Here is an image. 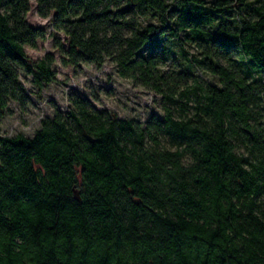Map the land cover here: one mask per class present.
Here are the masks:
<instances>
[{"label":"trees","instance_id":"trees-1","mask_svg":"<svg viewBox=\"0 0 264 264\" xmlns=\"http://www.w3.org/2000/svg\"><path fill=\"white\" fill-rule=\"evenodd\" d=\"M52 6L69 33L56 39L64 65L102 67L101 52L118 51L116 71L159 93L163 115L141 123L77 98L33 136L0 137V264H264V0H41L37 11ZM28 7L0 0V111L31 102L21 71L40 90L55 79L51 54L35 62L22 48L47 37Z\"/></svg>","mask_w":264,"mask_h":264},{"label":"clouds","instance_id":"clouds-1","mask_svg":"<svg viewBox=\"0 0 264 264\" xmlns=\"http://www.w3.org/2000/svg\"><path fill=\"white\" fill-rule=\"evenodd\" d=\"M41 0H27L28 8L25 12L22 13L23 18L25 20H29L33 24H40V25H49L50 22L53 19V13L56 12V7L52 6L50 7V10L47 12L46 15H41L40 12L36 11L37 6L40 5ZM113 10L115 11V7H113ZM128 19H131V17H128ZM146 17H141L140 21L141 23L146 21ZM152 23H158L157 20H152ZM51 32H58L59 35L62 38H69V33L65 31L63 28H50ZM92 34L86 33L84 36V39L87 40L89 36ZM103 36V34H101ZM113 35L112 31H108L106 34V38H111ZM125 39H131L134 38V33L131 31H126L123 33ZM51 41L52 36L49 35L46 40L40 41L39 38L37 40V47H33L28 43L22 44V48L25 51V54L29 57H31L33 60H35L37 57H43L44 53L47 51L57 52L58 49L51 47ZM66 42V40H65ZM43 43L45 46L43 48L39 47V44ZM124 48H127V44L124 45ZM193 54L194 52L202 51L201 49H196L195 45L192 46ZM118 55V51H113L111 54L108 52H101L102 56V68L97 69L95 66V63H87L84 61H80L82 64L84 72H81L79 76L71 75V69L73 68L72 64H69L65 66L59 56L52 61V63L59 68L62 69V73L57 74V79L59 81H65L66 77L63 73H68L70 76V79L67 80L70 84H80L81 87H84V82L88 80V75L85 74L89 73L92 76H100V79H107L106 76L101 75V72H112L113 73V80L117 83L118 92L121 94H130L135 95L139 98L140 101H145L149 104L152 103V96L156 95L159 96V93H155L152 91V89L144 86L143 84H139L134 86V80L135 77L133 76H121L118 71H116L118 65L120 64L119 59H113V57ZM202 59V57H200ZM156 68L159 69L160 72L168 71V65H156ZM139 76V73L136 74ZM25 73L22 71L17 75V80L20 81L21 84L24 85L25 88H32L33 85L29 83L31 77L29 76L28 79H25ZM209 78L211 76L209 75ZM221 87L223 85H220ZM63 92H66L67 89H63ZM145 93H151L148 95H145ZM58 97L60 96V93H57ZM178 98V97H177ZM122 101L123 104H126L128 108H132L134 106V103L130 101L129 99H125L123 95L120 96H107L104 93L99 94V99H93V103L98 108H103L106 105L110 110H115L118 115L124 116H135L139 112L144 111L143 109H137L136 113L128 111V109L121 106L120 103L117 101ZM43 103V102H42ZM62 104H68L70 101L68 100L67 96H64L61 99ZM45 108L48 109V111L51 113L54 111L53 109L49 108L48 105H44ZM8 107L16 108V111L11 115H5L3 119H0V137H15L18 134L22 133L24 136H33L35 131L41 127L39 121L43 118V113L37 112L36 109L32 108L31 105H28L27 107L30 109L32 113H35L34 115H30L29 112L22 111L17 107V102L15 100L9 99L8 104L5 105V109ZM243 155H247L246 152H243V149L240 150Z\"/></svg>","mask_w":264,"mask_h":264},{"label":"rangeland","instance_id":"rangeland-1","mask_svg":"<svg viewBox=\"0 0 264 264\" xmlns=\"http://www.w3.org/2000/svg\"><path fill=\"white\" fill-rule=\"evenodd\" d=\"M37 11V9H36ZM245 11V10H244ZM233 13V12H232ZM233 16V15H232ZM231 18V17H230ZM53 20V19H52ZM29 21V20H28ZM29 23L33 27H39V28H44L47 30V37L49 35L52 36V41H51V47L57 48L56 47V39L60 38L63 42H65L66 38H62L58 32H51L50 28L53 27V21L50 22L49 25H40V24H33L29 21ZM46 37V39H47ZM44 39V40H46ZM41 40V41H44ZM67 44V42H65ZM45 45L43 43L39 44V47L43 48ZM58 49V48H57ZM47 54H51L55 59L57 56H59L61 60V54L60 51L58 50L57 52H52V51H47L44 53V56L37 57L35 60L31 59L35 62L40 61L41 59L45 58ZM62 62V61H61ZM169 67V64H167ZM66 66V65H65ZM97 69H101L102 67H98L95 65ZM52 68L55 70V79L46 87L43 89H39L38 86L33 82L32 76L29 83L33 85L32 88H27V91L29 93V96L31 98V102L29 105H31L32 108L36 109L37 112L43 113V118L39 121L41 125V121L44 118L51 117L53 116L54 112L57 109H60L63 112H67L71 107H72V99H86L89 101L91 106L97 107L93 103V99H99V94L102 92L107 96H120L123 95L125 99H129L134 103V106L132 108H128L126 104H123L122 101L118 100L117 102L121 104L122 107L128 109V111L136 113L137 109H143L144 111L139 112L135 116H121L118 115L120 118H127V119H135L140 121L141 123H145L147 120H149L153 115L157 117H162L163 115V110L161 108V102H160V97L153 95L152 96V103L149 104L145 101H140L138 97L135 95H130V94H121L118 92L117 88V83L116 81L113 80V73L112 72H101V75L106 76L107 79H100V76H92L89 73H86L88 75V80L84 82V87H81L80 84H70L67 82L68 79H70V76L68 73H63L66 77L65 81H59L57 79V74L62 73V69L59 68L58 66L52 64ZM85 70L82 67V64L78 66H73L71 69V75L74 76H79L81 72H84ZM259 74L255 73V77L258 78ZM29 76H25V79H28ZM205 78H209L208 75H204ZM139 85L134 81V86ZM63 89H67L66 92H63ZM57 93H60V96L58 97ZM151 93H145V95H148ZM67 96L68 100L70 103L68 104H62L61 99ZM261 96V105L260 107H257V110H260V113H258V119L261 122L262 126L264 127V86L261 88L260 92ZM43 102V103H42ZM48 105L49 108L53 109L51 113L48 111L47 108H45L44 105ZM28 106V105H27ZM21 107L17 103V107L21 109L22 111L29 112L30 115H34L35 113H32L28 107ZM98 108V107H97ZM101 110L109 111V112H115V110H110L108 106L106 105L103 108H98ZM16 111V108L8 107L5 111H0V119H3L5 115H11ZM39 129V128H38ZM37 129V130H38ZM36 130V131H37ZM35 131V133H36ZM34 133V134H35Z\"/></svg>","mask_w":264,"mask_h":264},{"label":"water","instance_id":"water-1","mask_svg":"<svg viewBox=\"0 0 264 264\" xmlns=\"http://www.w3.org/2000/svg\"><path fill=\"white\" fill-rule=\"evenodd\" d=\"M85 136H87V138H88L90 141H94V139H93L90 135H88L87 133H85ZM75 197H76L78 200L81 201L80 193H79L78 190H75Z\"/></svg>","mask_w":264,"mask_h":264}]
</instances>
